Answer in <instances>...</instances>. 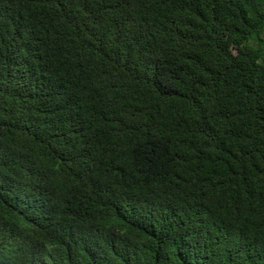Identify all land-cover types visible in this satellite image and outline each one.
<instances>
[{
    "label": "trees",
    "instance_id": "obj_1",
    "mask_svg": "<svg viewBox=\"0 0 264 264\" xmlns=\"http://www.w3.org/2000/svg\"><path fill=\"white\" fill-rule=\"evenodd\" d=\"M0 264H264V0H0Z\"/></svg>",
    "mask_w": 264,
    "mask_h": 264
}]
</instances>
